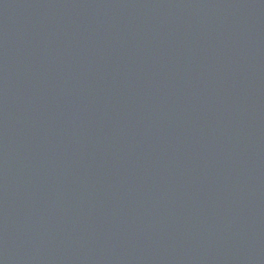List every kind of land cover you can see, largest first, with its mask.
Masks as SVG:
<instances>
[{"label":"water","instance_id":"1","mask_svg":"<svg viewBox=\"0 0 264 264\" xmlns=\"http://www.w3.org/2000/svg\"><path fill=\"white\" fill-rule=\"evenodd\" d=\"M0 264H264V0H0Z\"/></svg>","mask_w":264,"mask_h":264}]
</instances>
